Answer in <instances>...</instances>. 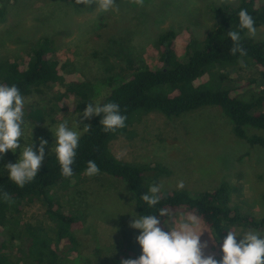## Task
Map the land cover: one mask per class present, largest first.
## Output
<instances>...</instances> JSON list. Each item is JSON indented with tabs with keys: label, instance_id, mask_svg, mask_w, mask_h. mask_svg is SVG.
<instances>
[{
	"label": "rangeland",
	"instance_id": "1",
	"mask_svg": "<svg viewBox=\"0 0 264 264\" xmlns=\"http://www.w3.org/2000/svg\"><path fill=\"white\" fill-rule=\"evenodd\" d=\"M238 1L144 0V5L138 6L129 0H116L118 10L101 12L95 4L85 6L69 0H0L4 10L0 18V62L17 61L25 65L33 43L48 36L53 42V58L66 65V79L87 80L92 91L87 100L80 101L65 94L63 85L53 83L24 95L21 147L31 143L32 129L34 151L38 153L40 138L48 141L46 157L55 150V137L50 129L54 131L65 119L81 134L93 117L84 119V108L89 103L99 104L124 77L123 71L129 70V66L158 65L161 33L168 29L175 31V51L184 58L190 37L202 40L218 19L210 6L236 5ZM255 28L256 35L252 38L264 42V26ZM246 35L249 36L248 32ZM228 70L234 85L245 84L242 85L245 91H240L239 96L248 98L254 85L249 87L247 82L258 75L256 67L248 64ZM33 110L38 118L30 114ZM182 115L144 114L126 133L114 138L109 148L123 160L162 167L165 172L147 180L148 186L160 183L161 191L173 190L183 181V188L179 189L196 195L224 181L233 188L232 206L264 217V146L251 145L235 136L229 118L217 107L206 106ZM245 128L248 134L254 132L248 126ZM19 154L18 148L15 153L9 150L0 157V174L9 176L4 165L15 163ZM52 194L62 210L81 216L74 232L82 253L73 256L61 252L58 264H121L122 259H136L142 254L136 241L141 230L129 226L133 216L138 217L134 196L123 181L101 173L91 177L84 174L68 185L54 187ZM187 213L190 212L174 211L165 222L169 226L178 224L181 214ZM16 219L21 224H52L45 205L38 199L23 201ZM164 225L168 231V225ZM197 231H203L200 240L207 242L204 254L219 261L223 253L202 220ZM232 231L239 234L254 231L264 237V229L259 231L251 226L235 225ZM9 251L12 261H17L24 257L26 248L14 241ZM30 261L24 258L19 264Z\"/></svg>",
	"mask_w": 264,
	"mask_h": 264
},
{
	"label": "trees",
	"instance_id": "2",
	"mask_svg": "<svg viewBox=\"0 0 264 264\" xmlns=\"http://www.w3.org/2000/svg\"><path fill=\"white\" fill-rule=\"evenodd\" d=\"M69 1L75 4L74 0ZM210 8L218 17L216 23L202 40L190 37L184 58L176 54L175 31L168 29L158 38L162 53L157 66H129V70L122 72L124 77L99 104L117 103L121 114L127 117L126 126L114 132H105L100 125L103 114H94L88 123L90 131L80 134L72 165L73 176H62L55 150L44 158L34 181L23 188L8 179L7 175L0 174V191H7L12 198L10 203L0 199V264H19L24 258L31 260L29 264H58L61 252L67 251L73 256L82 253L74 232L81 216L75 211L62 210L59 202L54 200L52 190L84 175L88 160L97 163L99 173L121 180L128 186L134 196L138 217L158 214L159 209H165L168 214L188 211L197 215L210 229L220 249L223 237L235 225L263 231L264 217L241 212L230 204L233 188L224 181L196 195L179 188L161 191L160 202L149 208L141 195L149 188L147 180L164 173V169L156 164L123 160L109 148L114 138L126 133L128 127L144 114L158 112L166 117L181 116L206 106L217 107L229 118L235 136L251 145L264 146V42L247 36V30L239 27L238 17V12L246 9L254 18L255 27L264 26V0H239L236 5L220 3L212 4ZM3 12V6H0V18ZM230 30L240 32L246 56L230 53L232 42L227 35ZM53 51L52 39L43 36L33 43L25 65L17 61H1L0 84H15L22 96L41 86L61 84L68 96L87 100L92 93L90 83L78 77L66 79V65L57 57L53 58ZM240 60L245 66L253 64L258 71V75L247 82L249 87L254 85L248 98L239 96L240 91H245L242 87L245 84L234 85L228 70L236 66L241 68ZM30 114L38 118L37 111L33 110ZM246 126L254 132L248 134ZM148 174L151 175L148 177ZM35 199L45 205L46 213L52 220L50 226L17 222L21 203ZM167 216L160 217L165 231ZM14 241L26 248L24 257L20 256L17 261H12L10 251L7 252Z\"/></svg>",
	"mask_w": 264,
	"mask_h": 264
},
{
	"label": "clouds",
	"instance_id": "3",
	"mask_svg": "<svg viewBox=\"0 0 264 264\" xmlns=\"http://www.w3.org/2000/svg\"><path fill=\"white\" fill-rule=\"evenodd\" d=\"M74 2L85 6L95 4L101 12H108L114 8L118 10L116 0H74ZM129 2L138 6L144 5V0H129ZM238 17L239 27L246 29L249 36L255 37L256 28L252 15L246 9H241ZM227 35L232 42L230 53L232 55L239 53L241 57L246 56L247 51L241 44L240 32L230 30ZM240 64L242 67L245 66L243 60H240ZM24 104V97L15 84L11 86L0 84V157L9 150L15 153L18 148L20 149L17 161L4 165L9 173L8 179L20 188L34 181L45 157V145L48 143L44 138H40L38 153L34 151L31 129V143L21 147L20 138L24 135L25 124ZM94 114H103L100 125L105 132H114L126 126L127 117L121 114L117 103L107 102L102 105L95 102L89 103L84 108L82 116L84 119H90ZM76 125L79 126L77 119ZM90 128L91 125L85 124L83 131L88 132ZM50 130L55 137V154L61 174L64 177H71L74 174L72 165L75 163L80 133L70 127L67 119L59 122L54 131ZM99 171L94 160L87 161L85 170L87 176L97 175ZM178 187L183 188V181L178 183ZM161 190L160 183H152L141 195L142 201L149 208L155 207L162 199ZM0 199L6 203L12 200L7 191H0ZM167 215L169 214L165 209H159L158 214L133 216L129 226L141 230L136 241L141 246L142 254L136 259H122L121 264H264V237H261L259 233L247 231L239 234L228 230L221 245L223 256L217 261L213 255L204 254L203 250L207 247V242L200 240L203 231H197L200 224L197 215L181 214L179 223H174L172 226L163 220L169 228L165 231L161 227L160 217ZM238 236L241 237L239 241L236 239Z\"/></svg>",
	"mask_w": 264,
	"mask_h": 264
}]
</instances>
